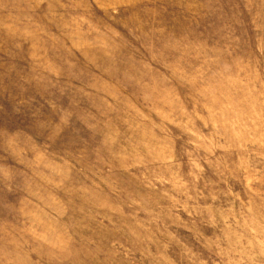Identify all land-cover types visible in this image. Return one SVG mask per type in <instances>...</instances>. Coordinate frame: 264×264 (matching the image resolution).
I'll use <instances>...</instances> for the list:
<instances>
[{"label": "rangeland", "instance_id": "obj_1", "mask_svg": "<svg viewBox=\"0 0 264 264\" xmlns=\"http://www.w3.org/2000/svg\"><path fill=\"white\" fill-rule=\"evenodd\" d=\"M0 264H264V0H0Z\"/></svg>", "mask_w": 264, "mask_h": 264}]
</instances>
